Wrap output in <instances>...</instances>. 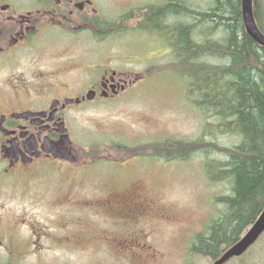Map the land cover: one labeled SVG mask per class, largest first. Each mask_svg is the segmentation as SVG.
<instances>
[{
  "label": "flooded vegetation",
  "instance_id": "af4514ba",
  "mask_svg": "<svg viewBox=\"0 0 264 264\" xmlns=\"http://www.w3.org/2000/svg\"><path fill=\"white\" fill-rule=\"evenodd\" d=\"M110 3L111 0H0V186L12 185L11 176L24 180L53 178L55 201L59 200L55 204L64 210L57 215L54 233L35 228L28 235L17 228L18 223L25 225L21 223L24 216L16 220V216L10 219L0 214V226L5 223L11 229L8 234L3 229L0 232V264H62L45 263L41 255L53 248H79L86 240L79 236L82 232H72L73 223L67 216L72 202L81 198L70 184L89 175L103 185H119L116 171H101L94 166L101 162L120 164L115 158L136 151L102 135L98 143L85 142L82 136L83 110L116 103L141 78L124 64L111 65L118 59H137L120 58L118 36L127 28H135L121 17L105 19L103 14ZM51 45L56 49L60 46L61 52L41 53L43 47ZM68 48L75 53L68 52ZM88 197L76 203L84 208V218L87 209H94L111 224L130 228L151 219L152 203L145 204L140 194L115 197L95 191ZM67 228L68 232H64ZM139 231L136 237L121 240V235L111 230L94 243L99 242L127 263L147 264L153 257L147 255L145 235L142 229Z\"/></svg>",
  "mask_w": 264,
  "mask_h": 264
},
{
  "label": "rangeland",
  "instance_id": "374dc122",
  "mask_svg": "<svg viewBox=\"0 0 264 264\" xmlns=\"http://www.w3.org/2000/svg\"><path fill=\"white\" fill-rule=\"evenodd\" d=\"M164 1L167 0H111L109 10L103 15L105 19L118 20L130 9ZM182 1L194 9H202L210 4V0ZM146 35L150 37L130 28L124 30L117 41L120 58H132L137 61L122 62L118 59L111 62V65L124 64L141 75L148 66H166L172 62V54L167 45L149 34ZM121 39L124 40L120 43ZM59 47H43L41 53H59ZM67 51L75 53L71 48ZM116 100L118 101L112 104L92 105L81 112L80 121L84 128L82 136L85 142L98 143L101 140L99 135H102L105 139L125 143L134 148L138 144L144 145L146 142L165 138L194 140L201 134L203 113L187 101L183 81L174 72L157 71L148 78L138 80ZM209 120L216 122L215 118ZM216 141L228 146L235 142V138L220 136ZM103 147L101 145V148ZM94 167L101 171H116L120 175L119 185H103L101 180L93 179L89 175H84L70 184V187L77 188L81 198L76 197L71 210L70 205L67 206V216L73 223L72 232H82L79 236L85 237L86 240L79 248H53L50 253H43L41 259L45 263L130 264L94 241L96 238L100 241L101 237L111 233V230H115L117 235H121L120 239L124 240L129 236L136 237L135 234L142 229V234L145 235L143 243L149 248L147 255L153 257L147 264H210L205 258L191 256L185 252L196 233L204 232L209 220L219 212L221 207L215 204L214 197L230 192L228 184L207 182L202 155L195 153L191 158L171 161L137 157L116 165L101 162ZM9 179L13 181L12 185L3 183L0 186V214L10 219L16 216V220L24 216L25 221L21 223L25 225L18 223L17 228L25 235L35 228L54 233L57 215L64 210L55 204L59 200L55 201L53 178L50 181H47L50 178L44 180L36 177L24 180L11 176ZM95 191L114 194L115 197L131 193L142 195L145 204L152 203L150 221L131 228L118 226L102 218L99 211L93 208V211L87 209L88 215L84 218V208L77 205V201ZM58 196L59 194L56 198ZM64 199L65 197H62L60 200ZM2 229L6 234L11 233L10 227L5 226V223L0 226V232ZM68 230L67 228L64 232ZM251 250L252 253L248 254ZM251 250L244 257L245 264H264V236ZM232 263L239 262L230 261V264Z\"/></svg>",
  "mask_w": 264,
  "mask_h": 264
},
{
  "label": "trees",
  "instance_id": "16d2710c",
  "mask_svg": "<svg viewBox=\"0 0 264 264\" xmlns=\"http://www.w3.org/2000/svg\"><path fill=\"white\" fill-rule=\"evenodd\" d=\"M252 2L256 24L264 34V0ZM121 18L167 45L173 61L158 69L176 73L187 101L203 113L202 131L196 139L138 144L129 158L171 161L198 153L204 159L207 182L229 185V194L214 198L221 208L205 231L193 237L188 251L212 264L242 238L264 208V47L244 30L241 0H210L202 9L182 0H167L130 9ZM220 136L234 137L235 142L220 144L216 141ZM247 252L230 261L245 264Z\"/></svg>",
  "mask_w": 264,
  "mask_h": 264
},
{
  "label": "water",
  "instance_id": "95a60500",
  "mask_svg": "<svg viewBox=\"0 0 264 264\" xmlns=\"http://www.w3.org/2000/svg\"><path fill=\"white\" fill-rule=\"evenodd\" d=\"M241 14L243 26L246 34L259 46L264 47V35L256 26L253 11L252 0H241ZM264 232V208L244 236L231 248H229L219 259L213 264H225L232 258L243 255L249 247H251L259 236Z\"/></svg>",
  "mask_w": 264,
  "mask_h": 264
}]
</instances>
